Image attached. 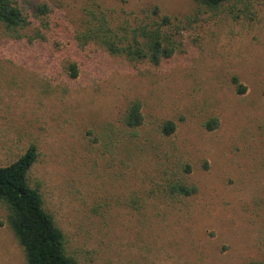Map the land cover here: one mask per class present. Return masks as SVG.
<instances>
[{
  "label": "rangeland",
  "instance_id": "374dc122",
  "mask_svg": "<svg viewBox=\"0 0 264 264\" xmlns=\"http://www.w3.org/2000/svg\"><path fill=\"white\" fill-rule=\"evenodd\" d=\"M86 1L55 0L70 28ZM101 1L128 13L158 4L178 19L196 8L195 0ZM231 4L207 13L186 53L143 72L73 51L80 73L66 79V55L50 50V62L23 66L0 48V164L39 147L32 182L42 183L46 207L81 263L264 262V0ZM136 99L145 122L123 140L122 118ZM214 117L220 125L208 130ZM167 120L178 128L163 137ZM174 181L198 190L171 197ZM0 264H27L2 205Z\"/></svg>",
  "mask_w": 264,
  "mask_h": 264
},
{
  "label": "trees",
  "instance_id": "16d2710c",
  "mask_svg": "<svg viewBox=\"0 0 264 264\" xmlns=\"http://www.w3.org/2000/svg\"><path fill=\"white\" fill-rule=\"evenodd\" d=\"M234 1L195 0L193 14L178 19L163 12L158 4L128 13L101 0H87L82 19L73 29L55 0H0V48L12 49L10 62L23 66L35 60L50 62L53 58L47 55L50 50L66 55L61 65L66 79H76L80 73L73 51L102 53L111 57L112 63L143 72L144 68L159 67L179 52L186 53L185 41L198 26L204 27L202 22L211 18L210 14L206 17L207 13H223ZM2 37L10 39L13 48L6 47ZM233 80L238 92L244 93L246 86L236 76ZM144 122L143 103L136 99L123 115L125 128L121 129V139L127 140V134L129 138L137 136ZM219 125L217 117L205 123L208 130H215ZM177 128L174 120H167L159 131L161 136L170 137ZM105 134L107 139L111 138L109 134L116 138L114 133ZM39 160V147L32 143L12 161L0 164V205L7 211V223L23 248L27 264H83L69 253L67 234L46 207L42 183L32 182ZM197 190L196 186L177 181L170 182L166 189L171 197L173 194L191 196Z\"/></svg>",
  "mask_w": 264,
  "mask_h": 264
}]
</instances>
